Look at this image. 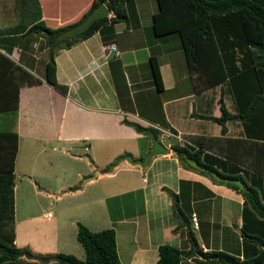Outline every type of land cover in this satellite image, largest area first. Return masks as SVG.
Wrapping results in <instances>:
<instances>
[{"label": "crops", "instance_id": "0c3cea01", "mask_svg": "<svg viewBox=\"0 0 264 264\" xmlns=\"http://www.w3.org/2000/svg\"><path fill=\"white\" fill-rule=\"evenodd\" d=\"M91 2L41 0V18L52 27L74 21ZM124 7L126 18L108 21L89 36L55 48L56 78L66 85L63 91L45 79L47 58L41 61V57L49 46L40 44L42 32L5 39L11 35L3 28L28 19L22 13L26 8L22 0L17 4L15 0V5L12 0L0 3V52L39 78L21 83L18 92L10 228L13 242L23 253L14 264H57L52 258L57 252L82 256L76 242L78 223L91 230L113 227L121 264H155L161 243L187 250V226L198 248L191 255L184 254L180 264H208L199 250H222L240 259L253 256L257 243L245 237L243 230L264 234V216L251 212L235 188L187 166L173 144H182L177 133L190 141L198 139L205 151L223 158L226 153L233 159L228 162L252 172L254 161H264L262 139L246 132L239 118L225 120L222 132L217 120L197 115H220L221 98L230 112H237L233 93L227 80L211 83L207 68L188 62L177 31H154L157 0H125ZM112 14L110 9L107 16ZM109 43L116 45L118 55L109 57ZM206 55L211 57L209 51ZM152 57L158 65L160 87ZM112 58L120 60L125 75L124 102L111 73ZM5 117L0 114V121ZM128 121L153 129L139 131ZM255 124L264 127V113L257 115ZM154 137L171 151L150 156L146 165L122 158L127 154L143 158ZM22 179L26 181L23 188L30 185L34 191L19 211L16 192ZM165 187L177 193L186 221L173 214L172 197ZM0 190L5 218H9L10 193L1 186ZM64 197L77 200L58 204ZM104 216L107 225L99 227ZM45 255L50 259H40Z\"/></svg>", "mask_w": 264, "mask_h": 264}, {"label": "trees", "instance_id": "16d2710c", "mask_svg": "<svg viewBox=\"0 0 264 264\" xmlns=\"http://www.w3.org/2000/svg\"><path fill=\"white\" fill-rule=\"evenodd\" d=\"M104 2L112 11V16H102L94 19L84 30L52 42V38L67 27L82 20L88 12L99 2ZM125 0H92L86 11L76 20L64 22L58 26L48 25L41 18V0H22V6L28 19L24 18L18 23L2 29L9 37L5 39H17L13 34L27 35L33 32L45 33L48 37L50 56L45 67V79L48 83L65 91L66 85L61 84L56 78L54 50L56 47L69 46L72 42L85 38L100 29L108 21H116L126 18L124 7ZM158 9L153 14V29L156 33L177 31L181 35L183 48L190 64L207 68V79L211 83L227 80L234 96L237 112H230L220 99L221 113L218 116L197 114L217 120L222 124V132L225 130L224 122L229 118H239L245 125L246 132L252 137L262 139L264 144V132L253 130L263 126H252L258 114L264 113V0H157ZM35 19L30 21V16ZM211 57L208 58L206 52ZM152 71L157 86H161V77L155 59H151ZM110 69L115 81L117 93L122 101V87L126 86V79L119 59L110 60ZM259 74L261 76H259ZM263 77V78H262ZM39 81L26 69L14 63L13 59L0 52V114L11 111L17 116L18 92L21 83H33ZM206 83H208L206 81ZM124 86V87H125ZM124 102V101H122ZM260 112V113H259ZM6 118V117H5ZM1 122V121H0ZM139 131H150L152 127H145L137 122L128 121ZM0 124V186L8 190L11 201L10 214L13 212V178L14 157L17 151V132L15 128L3 127ZM15 127V125H11ZM154 134L155 131H154ZM204 143L198 139L191 140L190 144H173L176 154L187 166H190L180 150H186L189 155L220 174L232 177H240L244 188H239L229 181H218L208 171L196 169L198 172L209 175L214 181L225 183L239 192L244 197L245 205H250L259 215L264 216V199L261 190L264 191V161H254L251 174L232 161L225 153V158L210 154L204 150ZM207 154L203 157L202 155ZM172 197L173 214L182 222L186 221V215L179 204L177 193L165 187ZM1 192V190H0ZM6 199L4 200L5 203ZM0 201V220L5 218L6 207ZM2 208V209H1ZM9 214V215H10ZM187 237L190 242L187 250L169 243L158 245V258L155 264H180L184 254L191 255L198 248L193 232L187 226ZM10 230V231H9ZM248 239L257 243V251L253 256L242 258L222 250L202 251L200 253L207 259L202 260L212 264L223 262L225 264H264V234L260 231L249 232L243 230ZM77 238L85 250V257L79 258L72 253L57 252L52 256L61 264H121L117 247L116 234L113 227H104L99 230H91L86 225L78 223ZM23 253V249L13 242L12 226L2 233L0 229V264H14ZM38 258L37 254H33Z\"/></svg>", "mask_w": 264, "mask_h": 264}, {"label": "water", "instance_id": "95a60500", "mask_svg": "<svg viewBox=\"0 0 264 264\" xmlns=\"http://www.w3.org/2000/svg\"><path fill=\"white\" fill-rule=\"evenodd\" d=\"M110 12V8L104 3L99 2L96 6L92 8L90 12L79 22L67 27L66 29L62 30L61 32L57 33L53 38L52 42L60 41L62 38H65L69 35H72L74 33L80 32L84 30L94 19L108 15ZM114 55V50H111L109 57H112ZM171 147L164 145L160 140H158L156 137L153 139L152 146L150 150L146 153V155L143 158H133L130 154L122 156V158L127 159L131 163H138L140 165H146L148 162V159L150 156L155 155L157 153H163V152H170ZM181 154L185 158L186 162L199 170H205L210 173V175L218 180V181H229L235 183L239 188H244L245 183L240 177H232V176H226L220 174L217 170L212 169L198 161V159L194 158L193 156L189 155L186 150H180ZM27 254H30L29 251L26 252ZM40 259L47 260L50 259L49 255L40 256Z\"/></svg>", "mask_w": 264, "mask_h": 264}, {"label": "rangeland", "instance_id": "374dc122", "mask_svg": "<svg viewBox=\"0 0 264 264\" xmlns=\"http://www.w3.org/2000/svg\"><path fill=\"white\" fill-rule=\"evenodd\" d=\"M4 2V0H1L0 1V3H3ZM5 3H7V1L5 2ZM18 3V0H16V4ZM12 4H14L15 5V0H12ZM24 11L22 10V13H23ZM15 17H16V19L18 18V17H20L19 16V13H18V11H16V13H15ZM19 19V18H18ZM35 19V16L34 15H32V16H30V21H32V20H34ZM43 35V37L42 38H38V40L41 42L40 44H42V45H44V43L45 44H48V37H47V35L45 34V33H42ZM18 35V34H17ZM42 42H44V43H42ZM6 50H9V51H11V48L9 49V48H7ZM48 56H50V51H47V52H44V54L42 55V57H41V61H43L45 58H47L48 59ZM15 120H16V115L14 114L13 115V112H11V111H8V112H6V118H5V120H4V122H0V124H2V123H5L4 125H3V127H6L7 129L8 128H10V129H13V128H15V127H13V126H11V125H15ZM175 139H172V141H174ZM177 142H179L178 140H177ZM249 172V171H248ZM251 173H253V172H249V174H251ZM251 176H253L252 174H251ZM49 181V180H48ZM23 183H26V181H25V179H22V181H20L19 182V187H18V189H17V192H16V197H17V207H18V210L19 211H21V209H22V207H23V205H24V202L27 200V199H30V197H32L33 196V189L31 188V186L29 185V187L25 190L24 188H23ZM51 184L52 185H54V186H56V184H55V182L53 181V182H51ZM11 195V194H10ZM10 195H9V197H10ZM42 199H44V197H42ZM73 200H77V199H71V198H69V197H64L61 201H58V204H61V203H64V204H66V205H68L70 202H73ZM98 206H99V208H101V209H99L100 210V213L102 214V211H103V205L101 204V203H99L98 204ZM248 207H249V209L251 210V212H255L254 211V209L250 206V205H248ZM51 210H53V206H51V208H50ZM255 214V213H254ZM6 216L8 217V214H6ZM5 216V217H6ZM10 217L9 218H3V219H1L0 220V229H2V233L3 232H5V231H8V229L10 228V225H12V222L10 221V219H12V217H13V212L9 215ZM89 216V215H88ZM102 218V217H101ZM101 218H100V220H101ZM105 221H106V216H104V219L102 220V221H100V224H99V227H103L104 225H107V224H105ZM60 224H61V222H60ZM109 225V224H108ZM105 227H109V226H105ZM10 231V230H9ZM74 238H76V235L74 236ZM78 239V238H77ZM76 239V242H77V244L82 248V256H77V257H79V258H84L85 257V255H84V247H83V245H82V243L81 242H79L78 240ZM74 251H78V250H76V249H74ZM69 253V252H68ZM77 253H79V251L77 252ZM72 254H74V253H72ZM75 255V254H74ZM84 255V256H83ZM57 264H61V263H59V262H57Z\"/></svg>", "mask_w": 264, "mask_h": 264}, {"label": "built area", "instance_id": "2783aa9c", "mask_svg": "<svg viewBox=\"0 0 264 264\" xmlns=\"http://www.w3.org/2000/svg\"><path fill=\"white\" fill-rule=\"evenodd\" d=\"M106 47L111 49V50H114V54H116V55L119 54V50L116 48V45L114 43H109L106 45ZM175 135L177 136L178 140H180L182 142V144H190L191 143V141L188 140L187 138H185L183 135H181L179 133H177ZM191 219H192L194 225H197V217L195 214H193L191 216Z\"/></svg>", "mask_w": 264, "mask_h": 264}]
</instances>
